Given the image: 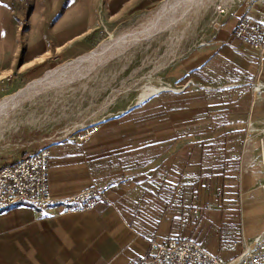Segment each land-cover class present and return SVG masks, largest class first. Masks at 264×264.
<instances>
[{"label": "crops", "instance_id": "0c3cea01", "mask_svg": "<svg viewBox=\"0 0 264 264\" xmlns=\"http://www.w3.org/2000/svg\"><path fill=\"white\" fill-rule=\"evenodd\" d=\"M230 12L217 39L224 40L243 14L264 23L258 2L240 3ZM80 31L82 24L64 27L58 39ZM197 64L188 94L148 95L81 145L49 148L51 193L106 184L104 200L80 214L25 203L0 210V264H135L150 256V240L170 236L196 238L229 260L264 232L258 146L241 143L233 157L219 153L233 143L207 139L242 131L252 117H264V51L222 43ZM246 78L260 82L259 94L246 87ZM180 134L197 139L180 144ZM208 183L214 189L223 185L227 199L204 202L211 199ZM204 207L219 211L194 218L192 210L207 213Z\"/></svg>", "mask_w": 264, "mask_h": 264}, {"label": "rangeland", "instance_id": "374dc122", "mask_svg": "<svg viewBox=\"0 0 264 264\" xmlns=\"http://www.w3.org/2000/svg\"><path fill=\"white\" fill-rule=\"evenodd\" d=\"M185 1L0 0V107L9 97L42 79L47 72L93 52L110 39L150 26L173 4H178L176 9H180ZM254 2L264 6V0H208L206 7L189 12L176 25L155 30L123 45L94 67L63 80L59 87L36 92L32 99L38 101L34 106L42 117L33 124L14 121L10 127L0 128V165L11 163L40 147L49 150L57 144L81 145L101 127L112 124L111 120L122 111L148 98L141 101L138 98V87L144 79L158 87L149 97L188 94L194 72L201 68L199 64L194 65L196 62L222 43H243L234 38L232 32L224 40L217 37L235 6L241 3L250 7ZM218 5L223 6L225 12L219 13ZM77 24L83 25V32L66 41L58 39L62 28ZM246 79L251 82L246 87L259 94L260 82ZM257 83L259 87L256 89ZM29 107V100L24 101L6 120H16L17 113ZM244 126L242 131L209 135L207 139L228 147L233 143L234 148L219 151L233 157H236L241 143L257 145V159L262 168L258 184L263 186L264 117H252ZM90 128H94L93 134L83 139L78 137ZM193 138L197 139L180 134L178 141L182 144ZM214 185L208 183V189H212L211 199L207 197L204 202H213L212 197L227 199L223 185L219 183L216 189ZM197 190L202 193V185ZM202 210L206 211V208ZM209 210L211 213L197 210L196 215L192 214L194 218L198 215L204 217V214L209 217L219 211L215 208ZM239 214L235 219L237 225H240Z\"/></svg>", "mask_w": 264, "mask_h": 264}, {"label": "built area", "instance_id": "2783aa9c", "mask_svg": "<svg viewBox=\"0 0 264 264\" xmlns=\"http://www.w3.org/2000/svg\"><path fill=\"white\" fill-rule=\"evenodd\" d=\"M217 11L223 13L225 8L218 5ZM232 36L254 47L260 54L264 51V23L247 14L237 19ZM93 132L94 128L86 129L78 137L83 139ZM49 156L48 148L40 147L11 163L0 165V210L25 203L39 210L55 207L62 213L80 214L94 209L104 200L106 185L90 186L63 195L51 193ZM192 213L196 215L197 210L194 208ZM252 241L251 248L244 245L236 257L225 260L193 238L156 237L148 243L150 256L135 264H264V232Z\"/></svg>", "mask_w": 264, "mask_h": 264}, {"label": "bare ground", "instance_id": "6f19581e", "mask_svg": "<svg viewBox=\"0 0 264 264\" xmlns=\"http://www.w3.org/2000/svg\"><path fill=\"white\" fill-rule=\"evenodd\" d=\"M207 2L208 0H186L185 2L181 3L180 9H176L178 8V4L175 3L173 4L174 6H172V8L168 9L165 15L154 19L150 26L148 25L145 28H142L141 30L135 32H128L122 34L118 38L110 39L109 41L104 42L93 52L77 58V60L72 61L70 64L59 68L57 67V69L47 72V74L42 79L27 86L25 89H23L16 95L9 97L6 100V103L2 105L3 107H0V128L4 126L8 128L10 127V124H12L14 121H24L28 124H33L34 122L38 121L42 117V113H39V109L37 108V106H34L38 102L37 100L32 99L36 92L40 90L45 91L46 89L59 87L61 85L60 82H62L63 80L72 78V76L78 75L83 71L94 67L96 64L102 62V60L109 57L113 52H116L121 49L123 45L132 43L137 39L148 36L152 34L155 30L176 25L180 20H182V18L186 17L189 12L195 11L196 9L200 10L206 7V5L208 4ZM127 89H130V86H128ZM138 89V98L142 99L148 95L155 93L158 87L153 84L147 83L144 79ZM26 100H29L30 107L26 110L17 113L16 120H6L8 119L9 115L14 111V109ZM41 105H43V103H41ZM252 245L253 241L251 240L249 243L246 244L247 249L251 248Z\"/></svg>", "mask_w": 264, "mask_h": 264}]
</instances>
